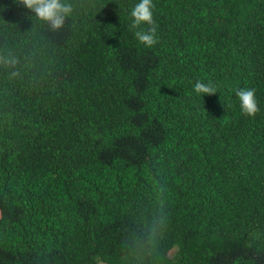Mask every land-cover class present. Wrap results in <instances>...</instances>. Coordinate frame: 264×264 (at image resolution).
<instances>
[{
  "label": "trees",
  "instance_id": "16d2710c",
  "mask_svg": "<svg viewBox=\"0 0 264 264\" xmlns=\"http://www.w3.org/2000/svg\"><path fill=\"white\" fill-rule=\"evenodd\" d=\"M264 0H0V264H264Z\"/></svg>",
  "mask_w": 264,
  "mask_h": 264
},
{
  "label": "clouds",
  "instance_id": "9594fccd",
  "mask_svg": "<svg viewBox=\"0 0 264 264\" xmlns=\"http://www.w3.org/2000/svg\"><path fill=\"white\" fill-rule=\"evenodd\" d=\"M260 148H261L262 150H264V146H262V145H261V147H260Z\"/></svg>",
  "mask_w": 264,
  "mask_h": 264
}]
</instances>
